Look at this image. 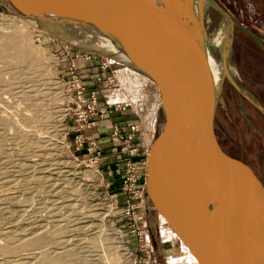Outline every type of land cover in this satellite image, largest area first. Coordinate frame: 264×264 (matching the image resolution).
<instances>
[{
    "label": "rangeland",
    "instance_id": "obj_1",
    "mask_svg": "<svg viewBox=\"0 0 264 264\" xmlns=\"http://www.w3.org/2000/svg\"><path fill=\"white\" fill-rule=\"evenodd\" d=\"M205 9L217 16L207 2ZM207 31L217 59L223 62V34L214 26ZM11 35L26 39L24 43L36 57L33 62L18 61L15 51L0 57V264H49L53 258L62 264H133L142 252L131 232L132 215L139 211L135 208L127 216L128 204L135 198L119 183L123 173L108 172L115 163L112 151H117L116 145L108 140L100 143L101 153L109 156L99 155L102 170L98 171L92 162L97 152L88 148L89 140L106 135L98 134L97 126L105 120L111 124V116L85 128L84 144L79 146L77 121L66 111L73 83L66 73L76 58L84 82L95 87L90 73L97 69L91 68L85 54H93L97 62L107 61L125 95L141 103L142 110L134 118L140 124L136 137L141 146L151 145L166 119L163 102L153 94L156 81L111 50L95 52L93 44L107 37L94 29L42 22L9 0H0L1 47ZM232 82L224 70L215 104V130L221 144L252 163L264 181V112L255 104H260L256 98H248ZM260 99L264 101V95ZM102 128L110 130V126ZM111 131L112 127L109 136ZM145 223L153 260L156 257L163 263L165 255L172 254L177 256L172 261L190 263L179 257L181 253L174 254L180 248L195 259L168 223L148 207V200ZM141 258L137 256L136 264L144 261Z\"/></svg>",
    "mask_w": 264,
    "mask_h": 264
},
{
    "label": "water",
    "instance_id": "obj_2",
    "mask_svg": "<svg viewBox=\"0 0 264 264\" xmlns=\"http://www.w3.org/2000/svg\"><path fill=\"white\" fill-rule=\"evenodd\" d=\"M9 1L39 21L90 27L131 47L139 60L132 64L161 89L166 118L147 157L148 207L168 223L198 264H264V181L252 163L229 152L218 138L217 97L212 99L190 30V15L196 11L217 59L204 0H180L178 11L160 0ZM205 1L221 9L214 0ZM42 9L52 13L42 15ZM225 55L224 70L231 78ZM183 154L192 158L207 194L216 197L221 222L195 194Z\"/></svg>",
    "mask_w": 264,
    "mask_h": 264
},
{
    "label": "built area",
    "instance_id": "obj_3",
    "mask_svg": "<svg viewBox=\"0 0 264 264\" xmlns=\"http://www.w3.org/2000/svg\"><path fill=\"white\" fill-rule=\"evenodd\" d=\"M91 63L96 61L93 54H85ZM78 56V54H77ZM94 63V62H93ZM95 65V66H94ZM98 65V67H97ZM93 66L97 69L93 80L100 83L102 86L96 85L90 87L89 84L84 82L81 72L76 67V58L73 59L69 68L67 69V75L70 74L71 83L69 87V94L71 95V101L66 106V111L69 114L75 116L77 121L76 129L77 141L79 146L84 144L83 131L85 128L93 127L97 124L98 120L110 115L113 112L125 111L132 109L135 113H139L142 110L141 103L137 99H132L129 95H125L124 98H117L111 100V94L124 92V87L119 81L116 73L111 68V65L105 60H99L94 63ZM140 129V124L135 119H130L125 122H115L112 125L111 140L113 145H116L117 151L113 150L112 158L115 161L111 169L108 170L111 174L118 175L123 173L124 178H120L121 187L131 190V193L135 199L133 204H128V209L125 211L127 216L134 213L135 208L139 211L138 214L132 215L131 232L137 237V243L139 249L146 253L143 256V260L147 258V255L151 254L153 249L152 242L149 236L148 228L145 223L146 216V203L148 200L147 195V157L149 153V142L144 146H141L137 142L136 133ZM148 141V140H147ZM101 142L97 138H92L88 141V148L97 152L92 162L96 163V171L99 168V155L100 157L107 158L108 155H103V148ZM102 170V169H101ZM111 183L108 182V185ZM131 200V199H130ZM132 201V200H131ZM133 208V210H132ZM137 254L133 264H136Z\"/></svg>",
    "mask_w": 264,
    "mask_h": 264
},
{
    "label": "crops",
    "instance_id": "obj_4",
    "mask_svg": "<svg viewBox=\"0 0 264 264\" xmlns=\"http://www.w3.org/2000/svg\"><path fill=\"white\" fill-rule=\"evenodd\" d=\"M214 1L218 3L222 10L213 6L208 1H205L208 4V8L211 7L217 12L216 16L215 13H210L205 9V21L207 23V27L214 26L218 29L219 33L223 34L222 39H220V46L222 47L223 58L226 54L225 58L227 68L229 69L231 78L229 76L228 77L231 81L234 80V82L232 83L235 88L242 91L243 94H245L246 92L248 98L249 96H253L257 99V101L260 102L261 106L264 107V101L260 99V97L264 95V0ZM93 62L95 63V61H91V63H89L92 66L91 68L94 67ZM95 73H90V78L93 79L94 75H96ZM93 84L100 87L102 86L100 83H97L95 81L93 82ZM124 97V92L115 94L113 93L110 95L111 100ZM110 116L111 124L110 121L105 120L104 125L100 124L99 126H97L98 134H106L98 138L102 144L107 140L108 142L110 141L109 143L111 145L113 144L109 136V131L111 130L112 123L114 121L125 122L127 120L134 119L136 117V114L132 109L129 108L125 111L113 112L108 115V117ZM107 121L109 122V124H106ZM104 126H110V130H107L106 132L103 131L102 127ZM180 253L181 256L179 257H181L182 260H185V258H188L190 260V263L186 264H198L195 259L191 260V257H189L188 254H185V249H182L181 251L180 248V251L174 252V254L176 255ZM137 256L142 257L141 259L143 260L144 252H138ZM165 257L166 259L162 263V260L157 262L156 257H154L153 260L151 255H147V258L144 259V261H140V263L185 264V261H172L177 258V256L175 255L166 254Z\"/></svg>",
    "mask_w": 264,
    "mask_h": 264
},
{
    "label": "bare ground",
    "instance_id": "obj_5",
    "mask_svg": "<svg viewBox=\"0 0 264 264\" xmlns=\"http://www.w3.org/2000/svg\"><path fill=\"white\" fill-rule=\"evenodd\" d=\"M160 1L167 3V4H170L174 11H178L180 0H160ZM203 3L205 4V1H203ZM42 11H43V12H41L42 15L48 16L50 13H52L50 11H46L45 9L44 10L42 9ZM90 30H91V28H90ZM190 30H191V33L193 34L192 37H193V41H194V46L196 45L197 50L199 52V56H200L202 64H203L204 73L206 75L205 77L207 78L208 82L212 85V87H211L212 99L215 100L217 95H218L217 88L219 86V82L221 79V73L224 71V63L220 62L218 59H215L212 56L210 49H209L206 41L204 40L202 31L199 27V21H198L196 11L192 12L190 15ZM58 33H59V31H58ZM104 36L107 37L106 40L101 39V42L96 41L95 43H97V44H95V45L93 44L92 47L94 49H96L95 52H97V50L98 51L111 50V52H113L114 54L116 53L118 57H121L123 59H128L131 62L138 63V61H139L138 58L133 54V52L131 51L132 50L131 47L126 42H123L119 39L113 40L111 37H108L106 35H104ZM23 40L21 38H19V36L17 37L16 35L8 36L7 39L5 40V42L3 43V46L1 47V45H0V57L1 56L3 57L5 55V53H6V55H8L10 51H15L16 56L15 55H13V56H15L18 59V61L20 59L24 62L25 61L33 62L35 60L36 55L33 53L32 49H30V46L27 45L26 43H24V41L26 39L24 41ZM210 43H211V39H210ZM106 45L109 47V49ZM92 49H91V51H93ZM108 54H110V53H108ZM113 56H115V55H113ZM126 62H128V61H126ZM155 84H156V86L154 87L155 93H153V94H157L158 98L161 99V101H162L161 89L157 83H155ZM142 90H144V88ZM153 94L151 97H153ZM143 96H145V94ZM146 97H147V95H146ZM183 158H184V161L187 163L189 173L192 176V184H193L195 194L197 195V197L200 200H202V202L208 203L210 205L209 209L212 211V214L215 216V218H219V219L215 220L216 223L221 222L219 209L216 207V203H217L216 197H212L211 194H207L208 191L205 189L203 179L200 176V174L198 173V171L196 170L192 158H190L188 155H184ZM49 264H62V263L58 258H53V259L49 260Z\"/></svg>",
    "mask_w": 264,
    "mask_h": 264
}]
</instances>
